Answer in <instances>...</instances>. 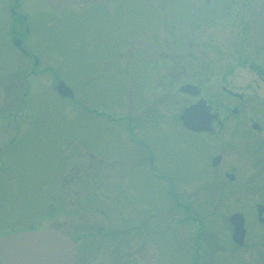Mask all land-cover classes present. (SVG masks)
I'll return each mask as SVG.
<instances>
[{"label":"rangeland","instance_id":"374dc122","mask_svg":"<svg viewBox=\"0 0 264 264\" xmlns=\"http://www.w3.org/2000/svg\"><path fill=\"white\" fill-rule=\"evenodd\" d=\"M9 22L25 53L8 40ZM239 56L264 60V0H0L9 226L73 237L74 264H264L254 216L264 168H239L235 183L221 167L206 174L214 148L178 118L194 100L178 85L206 76L220 94L222 73L250 77ZM56 78L72 99L55 92ZM235 212L248 227L240 247L229 238Z\"/></svg>","mask_w":264,"mask_h":264},{"label":"flooded vegetation","instance_id":"af4514ba","mask_svg":"<svg viewBox=\"0 0 264 264\" xmlns=\"http://www.w3.org/2000/svg\"><path fill=\"white\" fill-rule=\"evenodd\" d=\"M3 7L4 13L6 14V23L8 14L11 18L12 8L8 6V4H5ZM11 24L12 23L9 22V41L12 39ZM237 62L240 63L241 67L248 69L247 72L250 77H247L242 82L235 83L233 80H229L233 71L222 73L219 78V89L222 92L220 94L209 92V88L216 83V81L213 82V78L201 76L199 81L195 83L188 80L184 81V83L196 85L198 91L194 95L185 93L186 96L194 100L185 104L182 110L198 102L199 104L197 105L201 109L202 114V118L200 119L201 127H199V129H190L184 126L180 121L181 128L186 132L197 135V138L199 137L202 139L204 145L212 149L214 148L211 153L207 154L209 157V171L206 174H209L214 168L221 167L223 168V170H221V176L228 181V183H235L237 181L240 172L239 168L243 166H246V169L254 172H256V169L259 170L260 168H264V93L262 91L263 87L261 86L264 84V60L260 61L258 64L239 56ZM142 118L145 119L146 122H152V124L156 122L155 115L151 117V115L145 114ZM6 153L7 152H4L2 154L3 156L0 155V172L4 169V175H6V169L9 168L8 165H5ZM149 161L150 174L154 175L155 170L153 168L152 156H149ZM201 174L203 175L205 173ZM236 184L238 190L245 187L251 189L249 184L241 185V182H237ZM175 202L177 204L180 201ZM255 202V219L257 223L264 225V187L261 189L259 198L255 200ZM257 205L263 206L260 208V214H258L259 209ZM1 208L4 209L2 213L0 211V216H4L5 222L7 221V223L4 224L3 228H0V235L19 229L37 228V226H26V224L24 226L17 224L15 226L18 227L12 228L8 223L10 212L7 210L8 208L5 207L4 202H0V210ZM184 208L188 210L187 207ZM1 220L3 219L0 218V221ZM229 225L232 232L233 224L230 222V218ZM243 227L246 237L248 227L244 216Z\"/></svg>","mask_w":264,"mask_h":264},{"label":"water","instance_id":"95a60500","mask_svg":"<svg viewBox=\"0 0 264 264\" xmlns=\"http://www.w3.org/2000/svg\"><path fill=\"white\" fill-rule=\"evenodd\" d=\"M12 41L15 45H20L18 37H14ZM54 89L61 96H73L72 91L61 80H56ZM179 90L196 93L195 86L192 85H183ZM197 104L185 108L180 116L184 125L190 129L201 127L202 114ZM230 221L234 224L232 239L238 244L243 243L241 216L233 214ZM74 259V242L57 230L18 231L0 236V264H73Z\"/></svg>","mask_w":264,"mask_h":264}]
</instances>
